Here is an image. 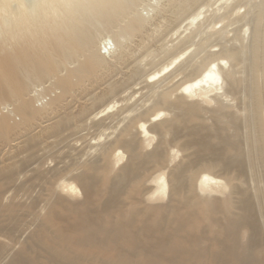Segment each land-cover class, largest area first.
Here are the masks:
<instances>
[{
	"label": "bare ground",
	"instance_id": "1",
	"mask_svg": "<svg viewBox=\"0 0 264 264\" xmlns=\"http://www.w3.org/2000/svg\"><path fill=\"white\" fill-rule=\"evenodd\" d=\"M135 1L0 0V102L13 101L0 103V140L12 130L6 118L18 120L13 132L26 126L16 108L23 121H41L48 116L42 109L59 105L62 95L53 94L35 109L31 100L41 85L32 87L31 96L25 93L29 81L57 71L53 76L62 85L108 65L96 51L100 30H112L99 45L114 41L121 62L120 37L136 38L152 21L131 14ZM163 3L157 18L186 19L188 26L201 19L181 43L186 50L198 36L196 50L174 69L186 76L177 87L181 95L172 101L169 88L152 92V108L160 110L138 124L140 112H120L118 134L106 132L105 142L92 151L88 146L79 153L71 144L78 153L49 172L39 211L25 214L34 201L17 207L23 214L8 207L10 218L0 223V264H264V0ZM158 32L159 27L149 35ZM139 70L136 65L129 78L138 80ZM111 87L85 99L70 117L73 123L61 117L56 134H82L93 126L105 134L115 118L96 120L114 106L102 101L116 92ZM211 92L207 124L184 96ZM150 133L156 142L146 150L140 138ZM172 148L182 153L176 163ZM162 171L166 179L153 178Z\"/></svg>",
	"mask_w": 264,
	"mask_h": 264
},
{
	"label": "rangeland",
	"instance_id": "2",
	"mask_svg": "<svg viewBox=\"0 0 264 264\" xmlns=\"http://www.w3.org/2000/svg\"><path fill=\"white\" fill-rule=\"evenodd\" d=\"M163 2H165V0H136L134 2L132 5L133 8H131L134 11L131 10V14L137 13L138 15H141L144 18H149L152 21L147 27H145L143 32L137 35L136 38H119L125 54L120 63L115 59L116 54L119 52L118 49L120 50V48L114 41H106V47H102L103 44H101V46L99 45L102 38L111 36L110 32L112 30H100L99 33H97L99 40L96 51L101 53L103 60L108 64L107 66L95 69L94 74L84 75L80 80L76 77H72L68 81H63L61 82L63 86L59 82L60 79L56 77L54 78L53 76L57 71H52L48 76L49 78L46 77L42 81L28 82L25 93L30 91L31 96L32 87L38 84L41 85V87H38L35 91V95H33L34 99L32 98L31 100L35 109L41 110V106L46 102H49V98L52 99L53 94H55V96H57L56 94H61L62 98L60 102H58V107L53 108L52 104L51 108L46 107L41 110V113L48 115L44 116V119H41V121H37L36 119L23 121L25 116L20 114L16 108L18 118L20 117L21 121L26 123H24L26 126L23 130L18 129L16 132H13V126L18 123V120L14 119L12 121L6 118L7 124L12 126V130L10 134H5L0 140V223L7 222L10 218V213L8 211L9 206H12V210H16V214L17 210H21L20 208L17 209L19 205H29L34 201V209L29 211V213H23L28 215L39 211L41 204H43L41 196L44 188L43 185L49 176V172L56 166L70 164L71 158L78 153L77 150L72 148L71 144H73L76 149H79V153H83L88 146L91 147L90 150L92 151L96 145L105 142L107 135L106 132L109 134L110 131H114V135L118 134L121 125L117 124L118 119L115 117L120 112L125 113L127 110L134 108L132 115H135L136 113L138 114V112L141 113V115L134 119V122L138 124L149 119L155 113L157 114L160 110L159 107L152 108L151 95L153 93H161L169 88L170 91H173L170 95L172 101L176 100V98L181 95L180 89H177V87L180 86L182 82H185L186 76L184 74L174 73V69L179 63L194 53L197 48L195 44L198 41V36L193 39L194 43L192 42L191 45H188L186 49L187 52H185V56L180 62L171 65L167 71L161 72L159 76L150 79L149 82L146 81H148V76L154 72L161 71L162 68L169 64L174 57L181 54V52L186 51L183 49L184 46H181L182 40L193 33L201 19H198L194 24L188 26L186 19L173 20L167 18L169 15H167L165 19L157 18L156 11L158 7L164 4ZM195 13L196 10H194L190 16H193ZM209 13L210 12H205L203 16L207 17ZM123 21L126 22V19ZM123 21L120 25H124ZM158 27L160 34L158 32V36H152L154 29ZM155 36L156 38H154ZM163 51L166 52L162 53ZM136 65H139L140 68L138 75L139 79L131 80L129 76L132 70L135 69ZM138 82H140V84ZM107 87H115V89H113L116 92L108 94L106 97L104 96L102 98L103 100H101L105 101V106H114L108 113L96 120L99 121L108 116H113L115 118L112 120L113 123L110 129L104 131L105 134H103V128L98 126H93L87 131L82 132L83 135L76 134L77 131H71L68 128L67 131H59V133L56 134L57 129H53V127L59 124L58 120L61 117L65 116L63 121L67 120L70 123H73L70 117L76 114L79 108L86 103L85 99H89L95 94H101L104 90H107ZM52 91L57 93H51ZM212 94L213 93L211 92L206 97L200 94H193L195 97L188 94L184 96L187 103H196L201 110L200 112L198 109L199 113L204 117L203 119L207 124H210V113L208 110L213 107ZM55 96L54 98H56ZM2 102L8 104V102L13 101L6 100ZM88 104H90L88 106H91V103ZM45 109L46 111H43ZM162 113H164V111ZM127 114L128 112H126L124 116ZM170 116L171 114H166L164 118H169ZM122 117L123 114L120 115L119 118ZM37 125L43 126V128H38L36 127ZM16 126L18 127V125ZM60 126H62L61 123ZM115 128L117 130H115ZM14 139L15 141L13 142ZM140 139L146 150H150L156 142V138L152 133L147 137H142ZM1 149L3 151L7 149V151L5 150V152H3ZM115 149L117 148L115 147ZM171 150L173 156H175L174 162L176 163L181 159L182 153L175 148H172ZM124 160L125 158L113 166L112 173L119 169L124 163ZM111 161L113 164V157H111ZM8 174H12L11 180L7 177ZM159 175L166 176L165 172L162 171L155 173L153 178L157 176L159 177ZM166 178L167 176L165 179ZM158 180L159 179H157V181ZM4 194L8 196L6 201L3 200ZM30 196L32 198L31 200H29ZM19 213L23 214L21 211ZM17 250L18 248L16 251Z\"/></svg>",
	"mask_w": 264,
	"mask_h": 264
}]
</instances>
